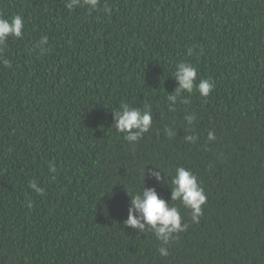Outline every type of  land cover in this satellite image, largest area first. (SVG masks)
Here are the masks:
<instances>
[{
    "label": "trees",
    "instance_id": "trees-1",
    "mask_svg": "<svg viewBox=\"0 0 264 264\" xmlns=\"http://www.w3.org/2000/svg\"><path fill=\"white\" fill-rule=\"evenodd\" d=\"M65 3L0 0L25 23L0 62V264H264V0ZM181 61L214 82L208 97L168 99ZM121 103L153 117L134 146L113 127ZM179 166L207 196L199 222L171 199ZM143 187L188 225L166 257L125 224Z\"/></svg>",
    "mask_w": 264,
    "mask_h": 264
},
{
    "label": "clouds",
    "instance_id": "clouds-1",
    "mask_svg": "<svg viewBox=\"0 0 264 264\" xmlns=\"http://www.w3.org/2000/svg\"><path fill=\"white\" fill-rule=\"evenodd\" d=\"M100 5V0H66L65 7L69 10L80 7H87L89 11L96 10ZM25 23L23 17L14 15L10 20L0 16V62L8 68L12 67L9 60L4 59V52L7 46L9 36L16 39L23 37V29ZM49 43L48 37L44 36L36 47L43 52L44 45ZM189 56L193 54V49L189 48ZM179 87L176 89V95L168 96V99L175 101L176 96L182 92L193 93L198 91L201 97H208L213 91L214 82L211 79H198V70L196 66L187 61H181L175 65V71L172 74ZM195 85V88H194ZM114 128L118 135H122L123 139L130 145H135L143 138L145 133H148L153 125V117L145 106L132 107L127 103H121L119 110L114 109ZM173 132L169 129V136ZM208 140L216 139L214 131L208 133ZM49 172H55L54 163H49ZM159 168V167H158ZM145 168L143 169V176ZM156 179L161 178L160 172L153 173ZM52 179H55L54 177ZM168 183V177L166 176ZM170 184L172 186L171 199L178 201L184 208L190 209L191 219L193 222H199V218L203 214L202 205L206 204L207 196L201 186L197 175L190 169L183 166L176 167L174 175L171 176ZM29 187L38 195H44L45 191L38 183L33 180L29 182ZM131 207L125 224L132 228H138L141 233L151 231L157 240L162 242L161 247L157 250L161 256H168V247L171 241L175 239V234L187 230L188 225L182 224V216L180 208L171 203H166L159 198L155 189H145L135 191L131 195ZM31 207V204H29ZM143 221V222H142ZM145 224L149 228H145Z\"/></svg>",
    "mask_w": 264,
    "mask_h": 264
}]
</instances>
